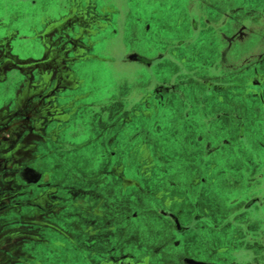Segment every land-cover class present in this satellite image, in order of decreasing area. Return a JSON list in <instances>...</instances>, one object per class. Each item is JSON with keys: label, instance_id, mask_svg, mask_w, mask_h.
I'll return each instance as SVG.
<instances>
[{"label": "rangeland", "instance_id": "rangeland-1", "mask_svg": "<svg viewBox=\"0 0 264 264\" xmlns=\"http://www.w3.org/2000/svg\"><path fill=\"white\" fill-rule=\"evenodd\" d=\"M68 1L28 0L31 6L28 3L18 4L16 0H0V38L6 36L9 30L19 32L11 43L13 54L19 58L16 60L4 49L0 53V137H3L0 138V197L5 200L12 192L16 193L18 199L25 197V188L19 178L17 183L14 174L6 170L27 163L25 150L28 144L24 124L14 126L9 132H6L5 127L27 117V114L38 117L42 111L46 115L57 112L71 101L65 100L69 98L61 93L64 87H71L72 83L61 71L59 73V66L62 65L58 60L59 51L52 52L57 58L52 59L51 63L42 64V55L47 47L42 38L35 35L40 30L43 17H48L49 21L56 20L67 11ZM126 1H118L123 16L119 17L125 26L123 32L122 28H118V32L112 36L107 31V37L116 39L115 52L118 55L115 53L112 62L100 61L97 55L91 56L97 60L85 62L86 67L94 65L96 82L91 84L106 93L108 101L112 96L115 100L125 97L126 101L120 106L117 102L113 105L109 102V109L106 108L108 103L99 107L86 105L75 113L66 131L68 137L65 139V148L59 151L61 155L52 162L53 167L57 162L61 163L57 167V177L80 183L79 187L88 197L85 202L88 209L92 204L90 201L97 193H101L105 197V205H117L119 211L131 207L139 210L134 221L122 224L121 237L125 249L142 254L146 251L154 253L157 248L165 246L176 257L192 253L205 257L215 255V251L223 244H235V248L226 256L228 261H232L234 256H244L241 246L246 243L251 246L250 259L255 257L264 263V203L256 202L251 208L244 209L249 198H264V106L259 102L260 96L251 97L255 103L249 105L250 96L245 95L238 86L230 84L236 83L232 75L217 78L220 70L208 59L212 50L217 49L215 27L209 26L198 32L190 20L194 13L218 22L221 12L237 1L196 0L191 8L193 0H165L154 7L158 9L156 12L152 11L153 7L143 8L145 16L139 15L136 9L130 12L125 9L129 8ZM118 36L119 39L116 38ZM190 37L196 39L195 44L188 41L185 45L175 46L179 39ZM200 38L202 41L198 42ZM132 51L148 57L159 52L173 54L176 51L187 58L183 61L168 56L151 67L140 61L125 60L126 53ZM84 70L85 73L88 71L87 68ZM109 70L114 71L105 73ZM151 70V75L156 79H170L176 75L174 80L186 95L170 98L168 105L158 115L130 117L142 92L157 88V80L147 79ZM26 74H32V77ZM206 78L219 82L214 91L207 92L204 89L201 79ZM23 82L25 89L20 91ZM221 83L223 85L220 86ZM63 101L66 102L62 104ZM111 111L114 112L112 116ZM243 124L245 133L241 137ZM41 127L42 122L38 120L36 128ZM78 129L80 131L75 133ZM112 137L114 140H111ZM145 140L152 143L154 152L164 150L166 158L160 159L149 173L141 171L140 175L144 178H136L141 182V191L133 186H129L128 190L121 185L112 186V176L107 174L106 168L111 169L113 165L123 163L127 153L130 161L136 165L139 149H135V146ZM125 142L128 143L126 148L124 145L120 147ZM123 148L127 149L125 153L121 152ZM211 148H214L215 153L210 159L220 161L213 169L212 176L215 179L193 185L194 173L189 168L193 166L192 153ZM114 151L116 153L112 155ZM129 151L136 154H129ZM102 153L105 156L100 158ZM107 155L114 158L110 160ZM36 164L43 168L47 163L44 158H39ZM173 182L178 188L176 191L187 193L188 201H180L171 195L169 204L167 196L160 195V190L175 189L171 186ZM197 197L204 198L199 205L196 204ZM158 207L173 209L185 222L190 221L191 214L195 215L199 211L211 222H205L204 227L203 223L196 225L195 229L184 235L168 229L154 211ZM16 214L25 217L28 215L27 208L19 207ZM90 215V212L85 213L87 217ZM16 226L19 231L25 228L23 222L19 221ZM62 234L58 231L59 237L64 236ZM73 238L77 244H81L80 238ZM68 247L72 251L61 252L60 263L83 264L80 256L74 254L72 244ZM58 257L55 254L52 256L55 260ZM153 257V264H160L159 254L154 253ZM77 259L80 262L77 263ZM33 262H37L36 258Z\"/></svg>", "mask_w": 264, "mask_h": 264}, {"label": "flooded vegetation", "instance_id": "flooded-vegetation-1", "mask_svg": "<svg viewBox=\"0 0 264 264\" xmlns=\"http://www.w3.org/2000/svg\"><path fill=\"white\" fill-rule=\"evenodd\" d=\"M16 1L18 4L28 3L31 5L28 0ZM118 1L69 0L67 11H64L54 21H49L46 16L43 17L40 30L36 31L35 35H38V38L40 36L47 47V50L42 55V64H45V62L51 63L57 58L52 55V52L59 51L58 60L62 62L61 67L59 66L60 70L58 69L59 73L61 71L62 75L72 83L71 87H64L61 93L66 94L69 98L65 100L71 101L69 104L66 103L68 105L63 109H58L57 112H51V114L48 113L46 115L42 111L38 117L27 114V117L5 127L6 132H9L13 130L14 126L24 124L28 144L25 150L27 163L15 165L6 170L10 174H14V180L17 183L19 178L25 188V197L18 199L15 197V192L10 193V197L6 200L0 197V264H62L60 263V254L63 251L70 253L72 250L68 246L71 244L75 248L74 254L80 256V260L84 262L83 264H153L155 260L153 257L154 253L159 254L160 264H196L188 262V259L202 261L207 264H264L255 257L250 259L252 257L249 254L251 246L246 243L241 246L244 256H234L232 261H228L226 256L235 248V244H223L215 251V255H207L205 257L196 253L182 254L176 257L165 246L157 248L154 253L146 251L142 254L125 249L121 237L122 224L134 221L139 215V210L136 207H131L119 211L120 207L117 205H110L109 203L105 205V197L101 193H97L92 201H90L91 197H89V201L92 204L88 209L85 203L88 197L83 194L82 188L79 187L80 183L57 177V167L61 166V163L57 162L53 167L52 162L61 155L59 151L65 148V139L68 137L66 131L75 113H78L86 105L99 107L108 103L106 108L109 109V102H112V105L117 102L120 106L121 103L123 104L126 101L125 97H117L120 100H115L113 99L114 96L108 101L107 94L101 92L100 89H96L91 84L96 82L93 74L94 65L86 67L85 64L87 60H97L92 58V55H97L100 57L98 60L103 62H112L111 59H113L115 53L118 55V52H115V46H112L116 39L107 37V31H110L113 36V34L118 32V28L121 29L123 27L121 22V17H123L122 9L119 7ZM164 1L140 0L137 2V0H127L126 3H128L129 8L126 7L125 9H129L128 11L130 12L140 8L137 10L139 11L138 14L145 16V8L153 7L152 11L156 12L158 9L154 7ZM195 1L191 2V8L194 6ZM235 1H237L235 4H229L221 12L218 22L208 16L201 18L194 13L190 16V20L194 30L198 32L209 26L213 27V29L215 27L217 49L212 50V54L209 55L208 59L210 63H215L214 65L218 66L220 70V76L217 78L232 75L236 83L230 84L233 87L238 86L245 95L250 96L249 105L255 103L251 97L260 96L261 100L259 102L264 106V0ZM138 19L141 18L138 17ZM18 33L17 30H9L6 36L0 38V53L3 49L7 50L8 54L16 60L19 57L13 54L11 43ZM116 38L119 39V36ZM200 39L198 42L202 41V38ZM188 41L195 44L196 39L193 37L181 38L175 46L185 45ZM101 43L105 45L102 50L98 48ZM133 53L137 54L136 58L129 57ZM196 54L198 55V53ZM168 56H173L175 57L173 59L177 58L183 61L187 58L185 54H178L176 51L173 54L168 51L159 52L153 57L132 51L126 53L125 60L140 61L152 67ZM145 58H152L154 61L148 62ZM112 66H114L113 63ZM86 68L88 71L85 73L84 69ZM30 71L34 72L33 69ZM113 71L109 70L105 73L110 74ZM152 73L153 71L151 70L147 79L157 80V88L154 91L144 90L142 92L139 102L134 106L130 117H152L155 114L158 115L168 105L170 98H173V96L185 97V92L174 80L176 75L170 79H156L154 75H151ZM26 75L32 77V74ZM201 81L204 82L202 85L205 90L207 89V92H210V90L214 91L215 87L219 85V82L211 80V78L201 79ZM104 83L107 82L104 81ZM90 84L92 87H90ZM24 85L25 83L23 82L22 86H20V91L25 89ZM64 102L66 101H63L62 104ZM113 113L111 111L110 115L112 116ZM116 114L119 113L116 112ZM125 119L128 120L129 118ZM38 120L42 122V129L36 128ZM241 121L242 117H240ZM244 129L243 124L241 137H244ZM75 131V133H78L80 130ZM0 138L2 139L3 137ZM111 140H114V137ZM127 144L126 142L120 144V147L124 145L126 148ZM135 147V149H139L138 162L142 164L141 167H138V165H135V167L127 153L125 155L127 159L123 163L113 165L111 169L106 168L107 174L112 176L110 177L112 186L118 187L121 185L126 187L127 190L129 186H133L138 188L136 189L137 191H141V182L136 178L143 177L140 175L141 171L149 173V170L156 167L154 162L159 160L157 152L161 150L154 152L151 149L153 145L149 140H145ZM125 150L127 149L123 148L121 152L124 151L125 153ZM115 153V151L112 152V155ZM133 153L136 154V152L129 151V154ZM205 153L208 154L206 159L211 160L210 156L215 153L214 148L207 150ZM112 155H107V158L112 160L114 158ZM103 156L105 154L102 153L100 158ZM39 158H44V162L47 163L43 168L36 164ZM211 161H213L212 164L218 165L220 163L219 160ZM130 166L131 169L129 168ZM216 166L210 165L209 170L201 168V171L194 173L193 185L198 186L209 179H215L212 174ZM8 184L11 185L12 182ZM172 184L171 186H174L175 189L171 187L160 190V195H166L169 204L171 203V195L180 201H188L187 193L181 190L176 191L178 188H176L174 182ZM97 189L101 190L99 186H97ZM126 189H124L125 192H127ZM203 199L202 197H197L196 204L199 205ZM256 202L263 204L264 198L259 196L249 198L244 205V209L251 208ZM22 206L27 208L28 215L21 218L16 213L19 207ZM71 210L73 212H70ZM154 211L167 224L166 226L170 231H178L184 235L195 229L196 225L203 223L204 227L205 222H208V224L211 222L205 214L199 211L195 215L191 214L190 221L186 222L182 221L173 209L158 207ZM86 212H90L91 215L85 216ZM72 215L74 217L70 218ZM84 220L85 222L83 223ZM18 221L23 222L25 227L21 231L16 226ZM205 225L208 226L207 224ZM58 231L62 232L64 236L59 237ZM73 237L80 238L81 244H77ZM80 246L81 248H79ZM19 254L21 255L20 258L18 257ZM54 254L59 255V259H53L52 256ZM35 258L37 260L36 263L33 262ZM80 260L77 259L76 262L78 263Z\"/></svg>", "mask_w": 264, "mask_h": 264}, {"label": "crops", "instance_id": "crops-1", "mask_svg": "<svg viewBox=\"0 0 264 264\" xmlns=\"http://www.w3.org/2000/svg\"><path fill=\"white\" fill-rule=\"evenodd\" d=\"M138 4V3H137ZM136 8H137V5H136ZM140 9V8H139ZM138 8L136 10H139ZM124 28L122 27V32H123ZM116 41H114L112 43V46H115L114 48L116 49ZM107 46V45H106ZM99 49L102 50V48H105V45H103L102 43L99 44L98 46ZM116 51V50H115ZM115 57H113L114 59ZM111 59V61L113 60ZM206 151H203V150H199V151H196L194 153H192V156L194 157V161H193V166L189 167L191 168V171L193 173H198L199 170L201 168H206V170H209L210 169V165H213L216 166L217 164H212L213 161L209 160V159H206L208 158V154L205 153ZM157 156L159 157V160H156L154 162V165L157 166L160 162V159H163V158H166V155H165V151L164 150H161L160 152H157ZM133 165L135 166V164L133 163ZM136 165H138V167H141V163L140 162H137ZM192 165V164H191ZM131 169V166L129 167ZM132 171V170H131ZM201 171V170H200Z\"/></svg>", "mask_w": 264, "mask_h": 264}, {"label": "water", "instance_id": "water-1", "mask_svg": "<svg viewBox=\"0 0 264 264\" xmlns=\"http://www.w3.org/2000/svg\"><path fill=\"white\" fill-rule=\"evenodd\" d=\"M130 58H136L137 57V54L136 53H133L129 56ZM188 262L190 263H196V264H207L205 262H202V261H196V260H193V259H188Z\"/></svg>", "mask_w": 264, "mask_h": 264}, {"label": "trees", "instance_id": "trees-1", "mask_svg": "<svg viewBox=\"0 0 264 264\" xmlns=\"http://www.w3.org/2000/svg\"><path fill=\"white\" fill-rule=\"evenodd\" d=\"M145 60L148 61V62H153L154 61V59H152V58H145Z\"/></svg>", "mask_w": 264, "mask_h": 264}]
</instances>
